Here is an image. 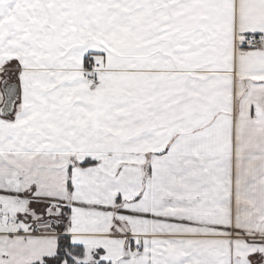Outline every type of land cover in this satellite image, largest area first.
Returning a JSON list of instances; mask_svg holds the SVG:
<instances>
[{"label": "snow or ice", "instance_id": "obj_1", "mask_svg": "<svg viewBox=\"0 0 264 264\" xmlns=\"http://www.w3.org/2000/svg\"><path fill=\"white\" fill-rule=\"evenodd\" d=\"M0 264H264V0H0Z\"/></svg>", "mask_w": 264, "mask_h": 264}]
</instances>
